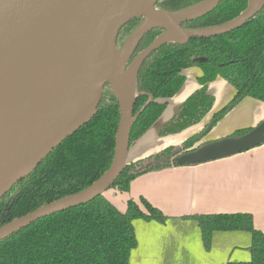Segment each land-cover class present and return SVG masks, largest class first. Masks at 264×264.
<instances>
[{
    "label": "trees",
    "instance_id": "trees-1",
    "mask_svg": "<svg viewBox=\"0 0 264 264\" xmlns=\"http://www.w3.org/2000/svg\"><path fill=\"white\" fill-rule=\"evenodd\" d=\"M203 0H159L156 9L178 12ZM249 0H222L211 13L182 24L196 30L212 28L235 19ZM130 20L117 35L121 48L142 23ZM163 31L152 29L142 37L129 63ZM199 69L198 90L187 97L177 113L158 133L176 135L199 125L211 113L214 98L209 84L217 78L234 88L230 102L211 115L197 133L179 146H167L149 157L128 163L113 184V190L127 193L130 183L152 171L178 167L176 158L198 149L215 125L239 103L249 97L264 103V6L245 25L213 38H192L186 44L169 42L151 53L139 69L135 81V106L129 148L140 139L165 112L167 99L178 94L185 82V70ZM98 106L91 117L55 147L30 175L12 186L0 199V228L20 216L78 193L105 173L113 159L119 104L111 88L104 85ZM248 130H237L239 137ZM124 211L118 210L104 196L86 204L37 220L31 226L0 242V264H129L136 248L133 223L136 219L165 224L162 212L139 198L128 200ZM201 234L205 250L218 232H245L251 236L250 260L227 264H264V233L254 226L246 213L189 215Z\"/></svg>",
    "mask_w": 264,
    "mask_h": 264
},
{
    "label": "water",
    "instance_id": "water-1",
    "mask_svg": "<svg viewBox=\"0 0 264 264\" xmlns=\"http://www.w3.org/2000/svg\"><path fill=\"white\" fill-rule=\"evenodd\" d=\"M157 1L0 0V69L29 62L32 55H44L48 71L41 87L50 91L42 99L51 96L37 127L11 134L0 143V199L86 123L105 84L119 104L114 156L107 171L84 190L8 222L0 228V242L39 219L84 205L112 188L128 160L135 81L152 52L169 42L180 45L192 38L229 34L264 6V0H249L245 11L228 23L188 30L182 28L183 23L211 13L222 0H203L178 12L156 9ZM138 18L143 22L118 48V32ZM152 29L163 32L129 63L142 37ZM263 143L264 120L245 135L201 145L175 161L178 166L199 165L249 152Z\"/></svg>",
    "mask_w": 264,
    "mask_h": 264
},
{
    "label": "crops",
    "instance_id": "crops-1",
    "mask_svg": "<svg viewBox=\"0 0 264 264\" xmlns=\"http://www.w3.org/2000/svg\"><path fill=\"white\" fill-rule=\"evenodd\" d=\"M190 72H194L195 76L190 75ZM184 75L185 82L180 92L166 100L167 108L159 120L129 149L128 163H134V161L156 154L167 146H179L207 124L213 113L226 105L216 107L217 101L213 96L221 93L226 86L221 85L220 82L224 81L217 78L208 87V93L215 101L211 113L199 125L186 129L180 134L159 136L158 133L175 115V111H178L184 99L200 87L197 82L193 81V78L197 81L200 77L199 69L185 70ZM227 90L229 89H226V94ZM246 107H248L246 111L248 120H243L244 125L232 123L237 114ZM262 120H264V103L247 97L219 121L210 135L200 143H209L207 140L215 130H220L218 133L223 135H230L233 130L256 125ZM247 123L249 124L245 125ZM108 192L111 195L115 194L116 197L120 192L108 190L104 193L109 202L120 211L126 209L128 200L138 202L141 197L169 218L164 225L154 221H143V219L134 221V232L137 229L136 236L138 237V233L147 238L143 240L140 235L139 241L143 240L142 245L138 241L132 255V259L139 260V264L144 260L152 264L156 262L175 264V262L183 261L188 254L209 256L217 253L233 258L234 262L227 259L225 264L236 263V261L248 262L251 244V236L248 233L238 231L215 233L210 249L205 250L196 222L189 219L184 220V217L201 214L246 213L253 216L255 228L264 233V143L250 149L249 152L216 159V161L194 166L169 167L165 170L144 174L130 183L129 192L120 194L118 203L108 197ZM240 235H245L244 242H242L243 236ZM242 244L245 252H242V257H240V252L235 248Z\"/></svg>",
    "mask_w": 264,
    "mask_h": 264
},
{
    "label": "bare ground",
    "instance_id": "bare-ground-1",
    "mask_svg": "<svg viewBox=\"0 0 264 264\" xmlns=\"http://www.w3.org/2000/svg\"><path fill=\"white\" fill-rule=\"evenodd\" d=\"M47 71L42 54L32 55L29 62L0 69V143L11 134L25 133L38 126L51 97L42 99L50 91L41 87Z\"/></svg>",
    "mask_w": 264,
    "mask_h": 264
},
{
    "label": "rangeland",
    "instance_id": "rangeland-1",
    "mask_svg": "<svg viewBox=\"0 0 264 264\" xmlns=\"http://www.w3.org/2000/svg\"><path fill=\"white\" fill-rule=\"evenodd\" d=\"M193 69V68H192ZM198 73V72H197ZM192 74V76H195V74H194V72H190V75ZM197 76H198V74H197ZM190 79V78H189ZM191 80V79H190ZM193 81L196 83L197 81H196V79L195 78H193ZM220 83H222L221 85H226L225 86V88L221 91V93H219V94H217V95H214L213 97H215V100L217 101V106L216 107H218V105H225V104H227L228 102H230V100H231V98L233 97V88L232 87H230L228 84H226L225 82H220ZM226 87H229V88H226ZM226 89H229V90H227V94H226ZM191 95V94H190ZM189 95V96H190ZM189 96H187V97H189ZM186 97V98H187ZM226 97H228L227 99H226ZM185 98V99H186ZM225 98V99H224ZM184 99V100H185ZM249 107V106H248ZM248 107H246V108H244V109H242L241 110V112L240 113H238L237 114V117H235L234 118V120L232 121V123H235V124H237V123H240L241 125H244V121L243 120H248V117L246 116V111H247V109H248ZM219 108V107H218ZM220 108H221V106H220ZM177 113V111H175V114ZM263 121V120H262ZM261 121V122H262ZM249 123H247V124H245V125H248ZM259 123H257L256 125H248V126H244L245 128H239L238 130H251L252 128H254L255 126H257ZM215 129V127L208 133V135L207 136H209L210 135V133L213 131ZM217 129V128H216ZM220 130H215V132H213L212 133V136L207 140V141H209V143H211V142H216V140H219V139H224V138H228V137H230L231 135H232V133L233 132H235V131H237V130H233L232 131V133H230V135H223V134H221V133H218ZM206 136V137H207ZM130 149V148H129ZM144 159V158H143ZM110 190H113V189H110ZM117 192V191H116ZM119 192V191H118ZM122 192H120V194H121ZM118 195V197L120 198L121 197V195ZM115 195V194H114ZM114 195H111V193L109 194V192H108V197L109 198H112L114 201H116V203H118V197H116V196H114ZM136 220H142V219H136ZM185 220V219H184ZM144 221V220H143ZM169 221V219L166 221V223ZM154 222H156V221H154ZM156 223H158V222H156ZM165 223V224H166ZM158 224H160V223H158ZM161 225H164V224H161ZM136 232H137V229L135 230V232H134V235L136 236ZM137 235H138V237L136 236V239H137V243H138V241H139V238H140V235H142V239L143 240H146L147 238H145V236L143 235V234H138L137 233ZM240 236H243V241L242 242H244V236L245 235H240ZM143 240H141V245H142V241ZM235 250H238L239 252H240V257H242L241 255H242V252L244 253L245 252V249H244V246H243V244H242V246H238L237 248H235ZM132 253H131V256H130V260H129V264H139V260H133L132 259V255H133V253H134V250H132L131 251ZM237 252V251H236ZM213 254V253H212ZM246 254H247V251H246ZM235 255V254H234ZM138 259V258H137ZM227 259H229V260H231V261H233V258H231L229 255L228 256H226V257H224V256H222L220 253H217V254H214V255H209V256H207V255H203V256H198L197 254H194V255H190V254H188V255H186V257L184 258V260L183 261H178V262H175V264H225V262L227 261ZM240 259V258H239ZM234 262V261H233ZM236 262H238V261H236ZM229 263H232V262H229ZM140 264H152V263H150L149 261H142V262H140ZM156 264H159L158 262H156ZM162 264V263H161ZM169 264H172V262H170Z\"/></svg>",
    "mask_w": 264,
    "mask_h": 264
}]
</instances>
